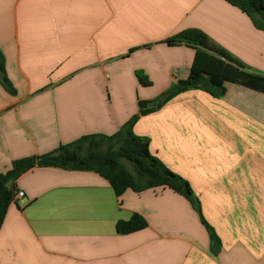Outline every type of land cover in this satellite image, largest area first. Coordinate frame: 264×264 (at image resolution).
I'll use <instances>...</instances> for the list:
<instances>
[{
  "label": "crops",
  "instance_id": "0c3cea01",
  "mask_svg": "<svg viewBox=\"0 0 264 264\" xmlns=\"http://www.w3.org/2000/svg\"><path fill=\"white\" fill-rule=\"evenodd\" d=\"M199 29L264 74V31L225 0H0V174L90 134L113 135L185 77L195 50L166 41ZM145 74L150 86L136 76ZM193 89L143 116L134 132L187 180L221 240L169 188L117 197L88 171L35 167L19 177L0 230V264H264V93L227 83ZM133 214L144 230L120 235Z\"/></svg>",
  "mask_w": 264,
  "mask_h": 264
},
{
  "label": "trees",
  "instance_id": "16d2710c",
  "mask_svg": "<svg viewBox=\"0 0 264 264\" xmlns=\"http://www.w3.org/2000/svg\"><path fill=\"white\" fill-rule=\"evenodd\" d=\"M238 8L252 21L255 28L264 31V0H225ZM167 44L185 45L195 50L192 66L185 77L176 78L171 86L158 97L140 100L138 113L130 118L113 135L90 134L69 143L61 144L54 151L15 160L12 167L0 174V230L8 209L14 202L15 183L21 175L35 167H54L69 171H88L104 177L117 197L127 190L137 193L154 188H169L184 196L197 211L202 224L209 233L211 251L218 254L221 240L214 228L205 220L201 202L190 183L167 168L150 151V140L135 134L134 126L143 117L159 111L178 95L189 90H202L214 98H222L227 93V83L240 84L264 93V74L251 71L240 60L217 45L206 33L199 29H187L166 41ZM142 86H150L149 78L136 73ZM0 83L6 91L16 90L8 78L6 61L0 50ZM124 162L132 167L130 171ZM148 227V222L140 214H133L127 221H118L116 231L129 235Z\"/></svg>",
  "mask_w": 264,
  "mask_h": 264
},
{
  "label": "built area",
  "instance_id": "2783aa9c",
  "mask_svg": "<svg viewBox=\"0 0 264 264\" xmlns=\"http://www.w3.org/2000/svg\"><path fill=\"white\" fill-rule=\"evenodd\" d=\"M175 77L176 78H179L180 77V73H178V72H176L175 73ZM24 196V192H22V191H17L16 193H15V196H14V201H17L18 199H20V198H22Z\"/></svg>",
  "mask_w": 264,
  "mask_h": 264
},
{
  "label": "rangeland",
  "instance_id": "374dc122",
  "mask_svg": "<svg viewBox=\"0 0 264 264\" xmlns=\"http://www.w3.org/2000/svg\"><path fill=\"white\" fill-rule=\"evenodd\" d=\"M160 94H161V93H160ZM160 94H159V95H160ZM159 95H158V96H159ZM124 164L127 166V168H128L130 171H133V170H132V167H130V165H129L128 163L124 162Z\"/></svg>",
  "mask_w": 264,
  "mask_h": 264
}]
</instances>
